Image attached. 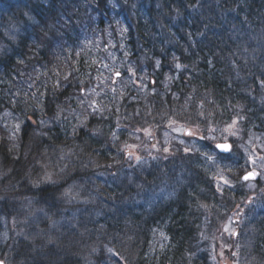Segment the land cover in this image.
<instances>
[{
    "label": "trees",
    "instance_id": "1",
    "mask_svg": "<svg viewBox=\"0 0 264 264\" xmlns=\"http://www.w3.org/2000/svg\"><path fill=\"white\" fill-rule=\"evenodd\" d=\"M139 1L144 17L134 0H116L114 13L128 26L131 64L154 84L100 113L80 105L92 81L78 46L111 0L0 4V225H16L7 239L0 229L4 264H264V192L247 204L219 190L196 155L156 153L145 136L184 122L210 147L226 137L231 153L218 157L229 161L241 158L231 125L255 122L264 134V0ZM7 112L18 131L2 124ZM131 144L154 162L128 156ZM156 231L170 242L157 254Z\"/></svg>",
    "mask_w": 264,
    "mask_h": 264
},
{
    "label": "rangeland",
    "instance_id": "2",
    "mask_svg": "<svg viewBox=\"0 0 264 264\" xmlns=\"http://www.w3.org/2000/svg\"><path fill=\"white\" fill-rule=\"evenodd\" d=\"M11 2V4H2L5 7H10L11 5L18 7L16 1L19 0H6ZM138 4L137 8L141 13V16L144 17L143 7L140 8V1L134 0ZM111 9L109 18H105L103 26L96 31V33H91L89 38H84L83 44L78 46V52L83 53L85 58V63L87 64L88 73H85V78L87 80H93L92 86H89V91L85 95V100L82 101V97L78 98L77 101L81 102L80 105L87 108L90 112H93L97 105H100L98 111H103V105L105 104L104 99L115 102L118 97L122 99L129 98L135 95H140L142 92L148 90V81L150 80L144 72L147 70L146 67L141 70H137L135 66L128 62V56L130 51L127 49V35H128V26L124 18L121 16H116L114 11L119 7L116 4V0H111ZM13 6V7H14ZM1 7V6H0ZM82 49V50H81ZM88 53H91L89 55ZM88 55V56H86ZM91 57V59H90ZM90 59V60H89ZM118 75L114 80L113 76ZM30 82H28L29 84ZM29 89L32 88V85L27 86ZM96 87L98 89H96ZM87 88H85L86 90ZM93 89V90H91ZM131 97V98H132ZM6 121L1 120L2 124L6 127V124H9L7 128L10 130L18 131L20 129V124L17 123V120L12 119L10 113L7 112ZM9 118V119H8ZM173 120L169 126L167 133L168 137H173L176 142L183 143V152L196 155L198 158V165L206 171L212 172L214 174V179L217 177L216 183L217 186L221 188L234 187L236 181L235 176L241 171V169L248 168V166L253 167L251 169L257 170L261 176L263 183L261 184V191H264V135L260 132H256L257 125L256 123H251L243 127H239L237 123L233 124L231 127L225 130L229 134H233L239 140L238 148L242 152L241 168L238 170L225 169L229 171V174H221L218 171L220 167L225 166V164L216 157L212 152V147L209 146L207 141L212 144V139H207L206 143H200L198 139L202 137V130H198L196 126H187L181 124L182 122ZM149 128V127H148ZM145 133L147 139L156 146L158 150H161L163 154L170 151V146L172 145L168 138L161 137L160 134L154 132L151 129H147ZM197 138V140H195ZM215 140H220L218 136H213ZM240 144V146H239ZM193 147V148H192ZM198 149V151L194 150ZM239 155L237 154V157ZM209 161V162H208ZM233 163V162H232ZM231 171V172H230ZM215 182V181H214ZM255 183H247L244 188L239 190L242 192H248L250 197L257 198L259 194L256 191ZM238 188V187H237ZM224 190V189H222ZM238 190V189H237ZM236 191V190H235ZM254 192V193H253ZM261 212L264 218V211L261 207ZM238 221V218L233 215V218H228L225 221V231L229 234H232L235 230V225ZM0 229L1 235L4 236L3 239H7L11 230H15L16 225L14 221L9 223L5 220L1 221ZM160 244L154 243L153 248L158 249L157 253L164 252L165 246L167 245V239H159Z\"/></svg>",
    "mask_w": 264,
    "mask_h": 264
},
{
    "label": "bare ground",
    "instance_id": "3",
    "mask_svg": "<svg viewBox=\"0 0 264 264\" xmlns=\"http://www.w3.org/2000/svg\"><path fill=\"white\" fill-rule=\"evenodd\" d=\"M91 86H92V84H91ZM90 86V87H91ZM87 88H89V87H87ZM96 89H98L97 87H96ZM91 90H93V89H91ZM87 91H89V89L87 90ZM132 96H130L129 98H127L128 99V101L129 102H133V97L131 98ZM104 101H105V103H108L110 100H106V99H104ZM107 107V106H106ZM161 129H158L159 130V134L161 135V137H163V138H168V140L171 142V146H170V150H172V152H174V151H176L178 148H180V149H182V151H183V146H185L183 143H179V142H176L174 139H173V137L171 136V137H168V133H167V126H163V127H160ZM169 128V127H168ZM148 129H151L150 127L148 128ZM115 130V129H114ZM152 130V129H151ZM135 131V130H134ZM123 132H125V130H124V128H120V130L119 131H114V134L116 135V136H120ZM146 132H148V131H146ZM130 134V136L129 137H131V138H134L135 137V134L133 133V132H130L129 133ZM195 140H197V138L195 139ZM198 141L200 142V143H203V144H205L206 143V141H207V138H206V133L204 134H202V137H201V139H198ZM207 144V143H206ZM127 148H129L131 151H133L134 153H135V155L137 156V158H139L141 155H143V154H145V150H144V148H143V150H139V149H136V147H133V144H131V145H129ZM172 148V149H171ZM193 148V147H192ZM196 150H198V149H196ZM184 154H186V152L184 153ZM242 154V153H241ZM149 161V163H150V160H148ZM224 164H225V168L223 169V170H225L226 168L227 169H230V170H232V169H236V170H238V169H240L241 168V165H242V162H241V159H238V160H236V159H232V160H229V161H222ZM233 162V163H232ZM149 166H152V163L151 164H149ZM152 168H153V166H152ZM222 170L220 169L218 172L220 173ZM243 175V173L241 172L240 174H239V177H241ZM214 177V174H212V176H211V178H213ZM217 179V177H215V179L213 178V183H214V180H216ZM262 216V215H261ZM263 220H264V218H263ZM153 241H155V242H152V243H157V244H160V243H158V242H160L159 241V239L161 238H163V239H167V244H169L170 242H169V238L166 236V234L164 233V231H156V233H154L153 234ZM199 260L202 262V261H204L203 260V258H199ZM219 262V261H218Z\"/></svg>",
    "mask_w": 264,
    "mask_h": 264
},
{
    "label": "snow or ice",
    "instance_id": "4",
    "mask_svg": "<svg viewBox=\"0 0 264 264\" xmlns=\"http://www.w3.org/2000/svg\"><path fill=\"white\" fill-rule=\"evenodd\" d=\"M217 147H218V148H221V149H223V150H225V151L228 150V149H227V146H224V145H217ZM0 264H2V262H0Z\"/></svg>",
    "mask_w": 264,
    "mask_h": 264
},
{
    "label": "water",
    "instance_id": "5",
    "mask_svg": "<svg viewBox=\"0 0 264 264\" xmlns=\"http://www.w3.org/2000/svg\"><path fill=\"white\" fill-rule=\"evenodd\" d=\"M225 146H227L228 147V145H225ZM221 149V148H220ZM222 151H225V150H223V149H221ZM228 150H226L225 152H227Z\"/></svg>",
    "mask_w": 264,
    "mask_h": 264
}]
</instances>
